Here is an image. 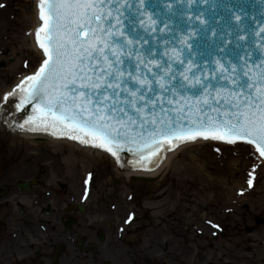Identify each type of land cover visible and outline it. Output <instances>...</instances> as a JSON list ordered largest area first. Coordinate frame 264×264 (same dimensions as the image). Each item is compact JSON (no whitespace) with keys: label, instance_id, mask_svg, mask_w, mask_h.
Masks as SVG:
<instances>
[{"label":"snow or ice","instance_id":"snow-or-ice-1","mask_svg":"<svg viewBox=\"0 0 264 264\" xmlns=\"http://www.w3.org/2000/svg\"><path fill=\"white\" fill-rule=\"evenodd\" d=\"M144 4L39 0L43 24L35 38L46 58L0 101L11 103L9 97H16L17 108L32 106L21 128L51 130L117 159L127 150L143 163L165 145L197 138L242 140L264 158V55L257 63L239 43L228 48L232 42L222 40L215 45L222 54L212 61L216 68L206 73L190 52L185 55L192 48L188 41L208 31L195 25L202 13L189 22L192 32H173L176 44L169 47L171 40L165 37L161 52L148 34L157 30L158 20L164 28L168 23L163 14L154 19ZM234 31L237 41L246 40L243 23Z\"/></svg>","mask_w":264,"mask_h":264},{"label":"flooded vegetation","instance_id":"flooded-vegetation-1","mask_svg":"<svg viewBox=\"0 0 264 264\" xmlns=\"http://www.w3.org/2000/svg\"><path fill=\"white\" fill-rule=\"evenodd\" d=\"M35 4L36 0H0V70L7 63L16 68L19 61V70L8 71L7 65L5 71L14 81L39 65ZM67 144L41 139L21 145L7 158L0 153V264L247 262L241 231L247 228L246 218H237L242 227L212 219L177 221L175 236L157 244L150 240L144 196L131 191L125 203L117 188L104 183L113 182L107 171L100 173V194L94 196L96 178L89 169L93 165ZM252 259L264 263V256Z\"/></svg>","mask_w":264,"mask_h":264},{"label":"rangeland","instance_id":"rangeland-1","mask_svg":"<svg viewBox=\"0 0 264 264\" xmlns=\"http://www.w3.org/2000/svg\"><path fill=\"white\" fill-rule=\"evenodd\" d=\"M10 55L12 53L8 52L6 56L12 57ZM14 67L15 64L7 63L6 67L0 70V97L5 93V89L15 82L12 76L5 74L6 68L9 69L8 71L16 72L20 69V62L18 61L17 67ZM13 141L15 140L10 137L0 138V153L6 154V158L10 153L18 150L11 147L15 144ZM202 143L187 145L185 149L176 154L168 165L169 167L151 182L131 177L126 179V174L118 172L108 157L104 156L98 161L97 157L92 156L95 165L90 161L93 166L89 169L93 170L96 178L93 194L94 196L97 193L100 194L97 183L102 178L100 173H105V171L113 178V182L106 181L104 183H107L108 188H117L121 194V200L124 201L131 191H139L140 195L144 196V203L143 200L141 202L143 210L149 215L146 224L150 228L148 229L150 240L157 244L175 236L177 221L189 222L195 218V220L203 223L212 219L232 227L236 224L241 225V220L237 219L238 217L246 218L247 228H242L241 231L244 232L245 239L242 248L247 249L244 253H247L248 260L243 263L264 264L261 261H254V258L252 259L256 254L264 256L263 159L259 158L254 148L248 145L228 146L219 143L204 145ZM242 151L247 154L245 153L246 159L243 160L244 163L240 164V168L242 171H246L244 173L247 174L248 179L253 181L251 186L248 182L241 184L244 188L246 186L245 191L237 190L236 193H233V184H231L233 182H229L232 173L225 170V173L217 176L212 170L204 167L203 169L201 166L210 157L212 162L208 164L212 166L213 158L221 159L225 156L239 158L240 155H243ZM86 157L89 159L90 155H86ZM196 157H198L196 164L199 165L197 169L200 172L195 173L190 170V164L192 159ZM209 175L212 177L211 179L208 178ZM257 217L262 218V222L258 223ZM237 241L234 240L235 243Z\"/></svg>","mask_w":264,"mask_h":264},{"label":"water","instance_id":"water-1","mask_svg":"<svg viewBox=\"0 0 264 264\" xmlns=\"http://www.w3.org/2000/svg\"><path fill=\"white\" fill-rule=\"evenodd\" d=\"M130 2H133V0H130ZM142 7L147 8V10L153 14L154 19L157 18L158 14H163L162 18L168 23V27L164 28L163 23H160L158 20L157 30L148 34L151 42L154 45L160 46L159 50L161 52L164 51L165 46L163 40L165 37L171 40L169 47L176 44V40L172 39L173 32H175L177 36L182 34L181 30H186L188 33L192 32V25L189 22L195 20L197 12L202 13L200 20H195V25L199 28L207 27L208 31L206 34L196 33L195 36L188 41V43L192 45V48L185 49V55H188L190 52L191 59L199 62L201 66L205 68L206 73L216 68V65L212 61H214L218 55L222 54L216 53L215 45L222 40L232 42L231 44H226L228 48H235L236 44L239 43L242 45L243 49L253 54V60L264 55V52L261 50V45H264V32L260 31L264 28V0H196V2L192 4H188V0H145V4ZM169 9H171V11H169ZM173 13H175V15H173ZM236 16L241 17L239 22L236 21ZM201 20L205 23L201 24ZM237 23H243L246 26V40L244 41H237L236 39L234 29ZM160 29H163V32H161ZM212 29L216 31L215 36L212 35ZM236 51L242 54L241 49H236ZM165 59H167V57H165ZM256 62L259 63L258 60H256ZM250 66H252L251 61ZM9 101H11V103L6 102L2 107V111L8 115L10 121L20 127L21 124H24L28 116L32 114V106L25 105L23 109H20L16 106L19 102L18 98L9 97ZM3 112L0 113V127L5 123ZM23 128L34 133L52 134L51 130H44L43 128L29 130L26 124ZM9 134L13 135L18 141L23 133L12 128ZM2 135L3 133L0 132V138H3ZM208 140L211 142V139ZM215 141L217 142L218 140ZM221 141L228 142L225 140ZM184 142L186 143L187 141H174L172 146L165 145L157 156L143 163H137V157L132 152L124 150L119 153L118 161L121 166L126 168L151 171L158 168L164 157L166 159L170 152L176 153V147ZM235 143L246 142L237 140ZM168 149L175 150L168 151L165 156V152ZM93 152L95 155L100 153L96 151ZM164 162L165 160L160 167L163 166Z\"/></svg>","mask_w":264,"mask_h":264},{"label":"bare ground","instance_id":"bare-ground-1","mask_svg":"<svg viewBox=\"0 0 264 264\" xmlns=\"http://www.w3.org/2000/svg\"><path fill=\"white\" fill-rule=\"evenodd\" d=\"M41 59H42V57L40 58V60ZM10 136L15 140V141H13L15 144H13L11 146L13 149H19L21 147V145H24L26 143V141H29L30 143H35L36 141L41 140L39 138L36 139V138L31 137V136H28V135H23L17 141L16 138H14L13 135H10ZM208 141H209L208 139L207 140H205V139H198L194 143L203 142L204 145H207V144H210V143H213V144L214 143H217L215 140H212V139H211V142H208ZM63 144H65V143H63ZM190 144H193V143H186V144H183L182 146H179L177 148V150H176V153L175 152H170V154L165 159V162H164L163 166L160 167L159 170L156 173L155 172L154 173H144V174L136 173L135 175L134 174H127L126 175V179L128 177H130V176H134V177L137 176V178H142V179H144L145 177L146 178H151V179L157 178L158 176H160L169 167L168 165H170L172 159L176 156V154L179 153L181 150L185 149V147L187 145H190ZM67 147H69L70 150H72V151H74V149H79V148H77L78 146H76L75 144H71V145L70 144H67ZM79 150H81V152L85 156L86 155L88 156V155L94 154V152L92 151V149L91 150H89V149H79ZM254 150H255V148H254ZM245 153L246 152H243V155H240L239 158H233V157H229V156L228 157L225 156V157H223L221 159L220 158H216V159L213 158V163H212L213 166L211 164H208V163H211L212 162L211 161L212 159L210 157V159L208 161H206L205 163H203L202 165L200 164V165L202 166V168L204 167V168H208L209 170H212V172L215 175H217V176L222 175L223 173H225V170L228 171L229 173H232L230 175L231 178H230L229 182L230 181L233 182V183H231V184H233V186H232L233 193L234 192L236 193L237 190L238 191H245L246 186L244 188L241 184L243 182H246L247 183L249 179L247 177V174L244 173L246 171H242L241 168H240V164L244 163L243 160L246 159ZM96 157H97L96 159L98 161H100L99 160L100 158H104V156L102 154H100V153H97L96 154ZM88 158L91 159L90 157H88ZM197 158L198 157L193 158L192 159V162L190 164V166H191L190 170H192V172H195V173L197 171L200 172V170L197 169V167L199 166V165L197 166V164H196L198 162ZM97 160H95V161H97ZM112 163H114V161ZM113 165L116 168V164L114 163ZM208 178L211 179L212 177L209 175Z\"/></svg>","mask_w":264,"mask_h":264}]
</instances>
